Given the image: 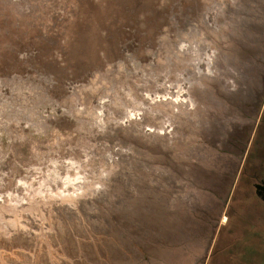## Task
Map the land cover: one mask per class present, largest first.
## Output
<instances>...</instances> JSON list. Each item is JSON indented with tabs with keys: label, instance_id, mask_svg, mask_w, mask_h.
<instances>
[{
	"label": "rangeland",
	"instance_id": "obj_1",
	"mask_svg": "<svg viewBox=\"0 0 264 264\" xmlns=\"http://www.w3.org/2000/svg\"><path fill=\"white\" fill-rule=\"evenodd\" d=\"M259 182L264 0H0V264H207Z\"/></svg>",
	"mask_w": 264,
	"mask_h": 264
},
{
	"label": "trees",
	"instance_id": "obj_2",
	"mask_svg": "<svg viewBox=\"0 0 264 264\" xmlns=\"http://www.w3.org/2000/svg\"><path fill=\"white\" fill-rule=\"evenodd\" d=\"M227 216L230 218L229 211ZM232 224L231 229L234 228ZM260 228L253 223L248 230L251 232L236 230L228 236L221 235L216 243L219 248L212 250L207 264H264V228ZM231 250H235L234 253L230 254Z\"/></svg>",
	"mask_w": 264,
	"mask_h": 264
},
{
	"label": "flooded vegetation",
	"instance_id": "obj_3",
	"mask_svg": "<svg viewBox=\"0 0 264 264\" xmlns=\"http://www.w3.org/2000/svg\"><path fill=\"white\" fill-rule=\"evenodd\" d=\"M259 184L260 185H264V183H262V182H259ZM254 185H256L255 183H253V187H254V195L262 202H264V193H262V192H260V191H257L256 189H255V186Z\"/></svg>",
	"mask_w": 264,
	"mask_h": 264
},
{
	"label": "water",
	"instance_id": "obj_4",
	"mask_svg": "<svg viewBox=\"0 0 264 264\" xmlns=\"http://www.w3.org/2000/svg\"><path fill=\"white\" fill-rule=\"evenodd\" d=\"M254 186L257 191L264 193V185L256 184Z\"/></svg>",
	"mask_w": 264,
	"mask_h": 264
},
{
	"label": "bare ground",
	"instance_id": "obj_5",
	"mask_svg": "<svg viewBox=\"0 0 264 264\" xmlns=\"http://www.w3.org/2000/svg\"><path fill=\"white\" fill-rule=\"evenodd\" d=\"M222 220H225V218L223 217V219Z\"/></svg>",
	"mask_w": 264,
	"mask_h": 264
}]
</instances>
